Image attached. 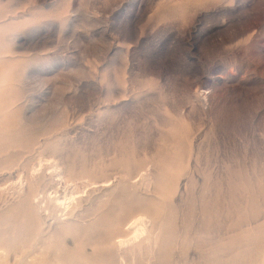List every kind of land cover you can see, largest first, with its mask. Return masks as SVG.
Wrapping results in <instances>:
<instances>
[{
  "label": "rangeland",
  "instance_id": "rangeland-1",
  "mask_svg": "<svg viewBox=\"0 0 264 264\" xmlns=\"http://www.w3.org/2000/svg\"><path fill=\"white\" fill-rule=\"evenodd\" d=\"M139 215L125 264H264V0H0V264H121Z\"/></svg>",
  "mask_w": 264,
  "mask_h": 264
},
{
  "label": "bare ground",
  "instance_id": "bare-ground-1",
  "mask_svg": "<svg viewBox=\"0 0 264 264\" xmlns=\"http://www.w3.org/2000/svg\"><path fill=\"white\" fill-rule=\"evenodd\" d=\"M33 172H34V170H33ZM30 175H31L30 179L33 180V173ZM56 176H59V175H56ZM38 186H39L38 183L34 181L33 190L31 192H29L27 197H26L27 202H30L34 199V194L37 192ZM100 186H103V185H100ZM55 202H56V204H55L56 207L61 206V203H59L60 197H56V199L54 200V203ZM42 203H43L42 200L41 201L37 200V211L36 212L30 211L28 213V215L29 216L30 215H38L40 218H43L42 217L43 213H45L43 216L49 214V207H46L45 205L42 206ZM147 223H148L147 217H145L143 215L137 216L130 224L127 225V228H126V231L133 230V236L129 239L118 238V240L115 241V246L117 248V255H119V258H121V264H125L124 263L125 257L127 258V256H134L135 252L138 249H140V244L138 242L139 236H141L142 234H144L146 232V228L148 227ZM35 224L36 225H42V223H37V222H35ZM39 235L43 236V230H41L40 228L38 230V236ZM145 235H146V233H145ZM51 239H53V236L49 235V237H47L46 240L50 241ZM20 241H22V240H20ZM11 243H12V240H8V241H5V243L0 245V257L5 256V254L9 250L8 245H11ZM54 262H55V264H63L58 260H55Z\"/></svg>",
  "mask_w": 264,
  "mask_h": 264
}]
</instances>
